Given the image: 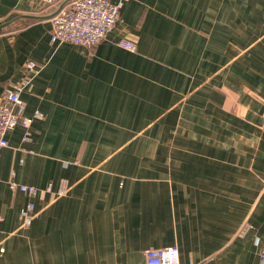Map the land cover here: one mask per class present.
I'll list each match as a JSON object with an SVG mask.
<instances>
[{"label": "crops", "instance_id": "crops-1", "mask_svg": "<svg viewBox=\"0 0 264 264\" xmlns=\"http://www.w3.org/2000/svg\"><path fill=\"white\" fill-rule=\"evenodd\" d=\"M61 2L0 0V93L33 60L23 115H42L0 149V264H145L173 244L179 264H258L264 0H127L92 47L49 42Z\"/></svg>", "mask_w": 264, "mask_h": 264}, {"label": "built area", "instance_id": "built-area-1", "mask_svg": "<svg viewBox=\"0 0 264 264\" xmlns=\"http://www.w3.org/2000/svg\"><path fill=\"white\" fill-rule=\"evenodd\" d=\"M41 5L50 6L57 0H35ZM127 0H62L61 4L49 19V42L72 43L83 47H92L102 41L112 31L119 19L122 5ZM119 47L129 51L136 50L135 42L128 37H121L116 41ZM20 78L9 81L0 93V149L7 146V134L20 124L25 129L23 139L29 138L28 128L33 118L41 117L35 111L31 117L23 115L24 102L21 93L25 90L30 79L37 72V64L27 60L22 64ZM12 190H18L30 197L43 199L51 191V184L37 187L27 184L10 182ZM66 192L63 180L59 181L57 195ZM22 224H28L34 215V205L28 202L20 209ZM145 264H179V250L173 244L167 247L150 248L145 250ZM264 264V245L260 250L259 263Z\"/></svg>", "mask_w": 264, "mask_h": 264}]
</instances>
